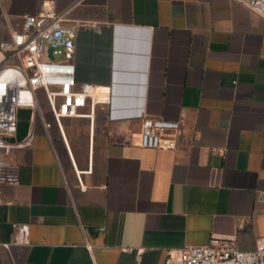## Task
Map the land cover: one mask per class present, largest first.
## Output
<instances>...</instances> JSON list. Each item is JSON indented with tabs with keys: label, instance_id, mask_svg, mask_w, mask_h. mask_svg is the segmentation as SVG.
<instances>
[{
	"label": "crops",
	"instance_id": "crops-1",
	"mask_svg": "<svg viewBox=\"0 0 264 264\" xmlns=\"http://www.w3.org/2000/svg\"><path fill=\"white\" fill-rule=\"evenodd\" d=\"M44 2L78 26L76 87H106L109 103L62 134L18 111L8 142L32 141L8 156L17 184L0 186V264H163L212 236L255 250L264 19L234 0H0V41ZM144 117L177 122L176 146H136ZM14 223L27 245L12 243Z\"/></svg>",
	"mask_w": 264,
	"mask_h": 264
},
{
	"label": "built area",
	"instance_id": "built-area-1",
	"mask_svg": "<svg viewBox=\"0 0 264 264\" xmlns=\"http://www.w3.org/2000/svg\"><path fill=\"white\" fill-rule=\"evenodd\" d=\"M234 1L264 19V0ZM65 16L66 12L55 11L52 2H44L38 13L22 16L19 28L0 41V186L17 184L18 167L8 156L12 149L27 147L32 141L29 135L20 142H8L16 133L19 110L37 111L45 128L55 125L62 134V120L83 115L93 124L97 107L109 103L106 87H76L73 55L78 26L69 25ZM40 94L52 123L45 122ZM179 128L177 122L144 117L135 145L173 149ZM237 229H243V224L238 223ZM12 230L13 244H28V224L14 223ZM163 264H264V238L257 240L255 250L240 251L234 238L212 236L205 245L169 253Z\"/></svg>",
	"mask_w": 264,
	"mask_h": 264
},
{
	"label": "rangeland",
	"instance_id": "rangeland-1",
	"mask_svg": "<svg viewBox=\"0 0 264 264\" xmlns=\"http://www.w3.org/2000/svg\"><path fill=\"white\" fill-rule=\"evenodd\" d=\"M40 107H41V109L43 110V112L46 113V117H47L48 119H51V116H50V114H49V112H48L47 104H46L44 101H42ZM22 110H23V109H22ZM77 121L79 122V121H81V120H77Z\"/></svg>",
	"mask_w": 264,
	"mask_h": 264
},
{
	"label": "water",
	"instance_id": "water-1",
	"mask_svg": "<svg viewBox=\"0 0 264 264\" xmlns=\"http://www.w3.org/2000/svg\"><path fill=\"white\" fill-rule=\"evenodd\" d=\"M49 53H50V51H49Z\"/></svg>",
	"mask_w": 264,
	"mask_h": 264
},
{
	"label": "bare ground",
	"instance_id": "bare-ground-1",
	"mask_svg": "<svg viewBox=\"0 0 264 264\" xmlns=\"http://www.w3.org/2000/svg\"><path fill=\"white\" fill-rule=\"evenodd\" d=\"M63 133V132H62Z\"/></svg>",
	"mask_w": 264,
	"mask_h": 264
}]
</instances>
